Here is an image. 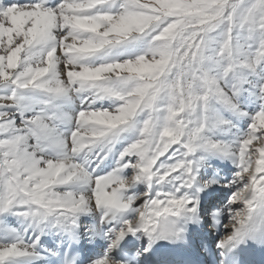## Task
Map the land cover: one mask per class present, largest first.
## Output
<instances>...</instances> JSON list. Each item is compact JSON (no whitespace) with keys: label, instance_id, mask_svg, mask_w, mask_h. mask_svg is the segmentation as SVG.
Returning <instances> with one entry per match:
<instances>
[{"label":"snow or ice","instance_id":"1","mask_svg":"<svg viewBox=\"0 0 264 264\" xmlns=\"http://www.w3.org/2000/svg\"><path fill=\"white\" fill-rule=\"evenodd\" d=\"M162 250L264 264V0H0V264Z\"/></svg>","mask_w":264,"mask_h":264},{"label":"bare ground","instance_id":"2","mask_svg":"<svg viewBox=\"0 0 264 264\" xmlns=\"http://www.w3.org/2000/svg\"><path fill=\"white\" fill-rule=\"evenodd\" d=\"M228 167L231 168V165H228ZM86 219H87V218H85V220H86ZM46 240H47L48 246H49V247L52 246V241H50V240H53V238H52V237H47Z\"/></svg>","mask_w":264,"mask_h":264}]
</instances>
